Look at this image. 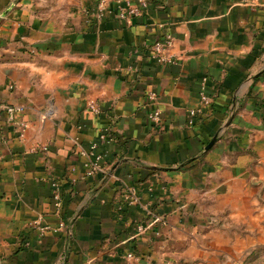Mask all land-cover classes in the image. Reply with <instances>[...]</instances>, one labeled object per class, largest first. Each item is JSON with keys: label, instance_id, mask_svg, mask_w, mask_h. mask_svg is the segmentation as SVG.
<instances>
[{"label": "crops", "instance_id": "obj_1", "mask_svg": "<svg viewBox=\"0 0 264 264\" xmlns=\"http://www.w3.org/2000/svg\"><path fill=\"white\" fill-rule=\"evenodd\" d=\"M100 1L0 0V264H264V0Z\"/></svg>", "mask_w": 264, "mask_h": 264}, {"label": "built area", "instance_id": "obj_2", "mask_svg": "<svg viewBox=\"0 0 264 264\" xmlns=\"http://www.w3.org/2000/svg\"><path fill=\"white\" fill-rule=\"evenodd\" d=\"M104 5H105V0H101L99 4V12L103 10ZM148 6H149V0H136L132 4L127 3L125 5V8H122L120 10L121 11L120 15L121 17H125L128 15L129 16H139L142 14L144 10L148 8ZM173 41H174V37L172 33L170 32L165 33L163 35L162 40H156L151 45V51H152L153 56L158 61L173 62V58L170 55H168L166 52L169 49V47H171ZM9 88L11 89L13 88V86L9 85ZM156 98L157 96L154 92L147 93V99L152 104L151 109L149 110L147 114V117H148V120L154 123L155 125L160 124V121H161L160 110L157 106L153 104ZM211 103H212V98L206 95L203 91H201L198 95L197 105L194 107H190L187 110V124L192 125L196 118L204 115L206 111L209 110ZM88 108L95 113L99 112L98 105L93 101H90L88 103ZM1 110H5L11 115L15 112H22L23 107L18 106V105L10 106L5 103H0V111ZM26 127H27V124L24 121L19 123V137L24 136V130L26 129ZM93 148H94V145H91L90 149L92 150ZM36 149L37 148H33L32 150L35 151ZM40 149L45 150L46 148L45 146H40ZM99 158H100V155L95 156L96 163L95 162L91 163L92 170L97 169L99 167L97 164V161ZM50 185H51L50 192H51L52 203L56 211L59 212L62 207V195H61L60 186L57 180H52ZM125 200H127V202L134 203V204L139 203V197L137 196L136 192L134 191L132 187H128L127 190L125 191ZM183 207L184 205L181 206V208ZM147 213L151 216L154 223L158 221H162L158 216H156L152 212L148 211ZM71 227L72 225L66 226V224L62 220L59 222V226H58L59 229L66 228L67 232H71ZM39 229L41 232H44L46 229H48V226H42V227H39ZM144 230H145L144 224L139 223L136 227V233L142 234ZM135 257L136 256L133 252H129L126 255L127 261H131L135 259Z\"/></svg>", "mask_w": 264, "mask_h": 264}, {"label": "trees", "instance_id": "obj_3", "mask_svg": "<svg viewBox=\"0 0 264 264\" xmlns=\"http://www.w3.org/2000/svg\"><path fill=\"white\" fill-rule=\"evenodd\" d=\"M250 259H256L259 258V260L261 261V263L264 262L263 260V256L261 255V247L255 249L249 256Z\"/></svg>", "mask_w": 264, "mask_h": 264}, {"label": "rangeland", "instance_id": "obj_4", "mask_svg": "<svg viewBox=\"0 0 264 264\" xmlns=\"http://www.w3.org/2000/svg\"><path fill=\"white\" fill-rule=\"evenodd\" d=\"M261 255L263 256V260H264V246H261Z\"/></svg>", "mask_w": 264, "mask_h": 264}]
</instances>
